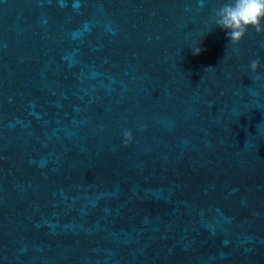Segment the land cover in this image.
Wrapping results in <instances>:
<instances>
[{
  "label": "water",
  "instance_id": "95a60500",
  "mask_svg": "<svg viewBox=\"0 0 264 264\" xmlns=\"http://www.w3.org/2000/svg\"><path fill=\"white\" fill-rule=\"evenodd\" d=\"M227 2L0 0V264H264V35Z\"/></svg>",
  "mask_w": 264,
  "mask_h": 264
},
{
  "label": "clouds",
  "instance_id": "9594fccd",
  "mask_svg": "<svg viewBox=\"0 0 264 264\" xmlns=\"http://www.w3.org/2000/svg\"><path fill=\"white\" fill-rule=\"evenodd\" d=\"M214 17V26L226 31L232 45H239L250 29L264 35V0H228L215 11ZM193 50L196 54L201 51L199 47H194ZM260 66L258 59L250 62L253 73H257ZM124 136L126 143L133 140L131 131H126Z\"/></svg>",
  "mask_w": 264,
  "mask_h": 264
}]
</instances>
